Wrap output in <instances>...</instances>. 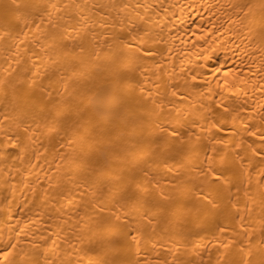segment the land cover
<instances>
[{"label":"bare ground","instance_id":"bare-ground-1","mask_svg":"<svg viewBox=\"0 0 264 264\" xmlns=\"http://www.w3.org/2000/svg\"><path fill=\"white\" fill-rule=\"evenodd\" d=\"M0 264H264V0H0Z\"/></svg>","mask_w":264,"mask_h":264}]
</instances>
